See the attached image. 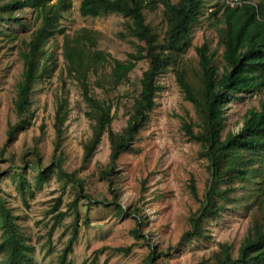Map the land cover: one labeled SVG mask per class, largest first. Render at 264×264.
<instances>
[{
  "label": "rangeland",
  "instance_id": "1",
  "mask_svg": "<svg viewBox=\"0 0 264 264\" xmlns=\"http://www.w3.org/2000/svg\"><path fill=\"white\" fill-rule=\"evenodd\" d=\"M4 1L7 0L0 3ZM214 2L205 0L185 58L193 60L196 57L193 45L203 40L211 47L217 46L215 26L207 18ZM79 3L80 0H68L66 8L58 10L57 29L63 30H54L49 42L54 68L38 85L33 84L29 121L16 128L10 138L8 129L18 119L13 98L22 72L19 50L33 30L32 15L29 8H25L22 20L25 26L15 20H0V196L5 206L17 215L14 222L30 246L22 264H51L72 233L70 202L77 187L59 176L54 165L46 179L36 180L37 170L55 163L51 158L56 138L55 102L58 96L64 95H67L70 110L60 138V149L65 155L61 166L66 172L74 170L77 177H87L84 191L90 193L92 199L91 204L86 198L78 200L77 233L64 264H146L150 248L156 254L153 259L161 264H208L206 258L219 242L231 243L235 251L249 223L247 212L241 207L228 204L219 216L205 221L204 235L183 236L191 228L190 216L196 214L201 204L209 172L207 159L200 154V142L189 138L183 127V121H189L194 130L201 128L195 107L185 99L171 68L159 75L160 87L154 94L147 118L129 147L116 159L109 176L115 193L109 190L108 177L100 171L109 160L107 133L102 135L89 159L82 163V141L89 137L91 123L85 115L88 107L81 88L66 72L62 42L75 36L81 27L93 28L98 30L96 48L125 59L128 51L136 49L138 40L129 34L121 13L83 16L78 10ZM156 12L146 13V17L159 26L162 18ZM147 65L145 59L139 60L128 78L113 87L105 81L102 69L88 74L89 92L111 102L113 130L125 126L133 98L139 94L141 73ZM187 71L197 95L200 84L188 66ZM254 104L255 99L248 98L235 103L228 101L227 121L232 129L238 128L245 109ZM32 161L33 164H29ZM20 174L26 178L22 188L18 183ZM114 201L124 212L115 207ZM58 211L65 214L55 222ZM136 226L146 239L132 234ZM2 240L0 225V264H5L7 254Z\"/></svg>",
  "mask_w": 264,
  "mask_h": 264
},
{
  "label": "trees",
  "instance_id": "2",
  "mask_svg": "<svg viewBox=\"0 0 264 264\" xmlns=\"http://www.w3.org/2000/svg\"><path fill=\"white\" fill-rule=\"evenodd\" d=\"M67 1L7 0L0 3L1 21L15 20L25 26L23 13L29 8L33 27L29 40H24V47L19 50L22 72L13 98L18 119L10 125L8 138L16 128L29 121L33 84L38 85L54 68L50 35L57 29L58 10L66 8ZM232 1L233 4L227 0H215L207 18L215 26L217 46L211 47L207 40L193 45L196 57L192 60L184 55L192 46L193 28L199 22L205 0H80L78 10L83 16L121 13L129 34L138 40L136 49L128 51L125 59L116 58L96 48L98 30L81 27L75 36L63 40L61 54L67 74L79 84L88 107L85 115L90 120L91 133L82 141V163L89 159L102 135L107 133L109 160L100 171L108 177V188L113 193L109 176L116 159L129 147L139 126L147 118L154 94L160 87L159 75L168 68L172 69L185 99L195 107L201 128L194 130L189 121H183V127L189 138L200 142V154L207 159L209 172L201 204L196 214L190 216L191 228L183 236L204 235V223L208 218L219 216L228 204L241 207L247 212L249 223L238 247L234 251L231 243L219 242L206 261L208 264H264V0ZM155 11L162 18L159 26L146 17V13ZM57 30L62 32L63 29ZM142 59L148 65L141 73L139 94L133 98L125 126L115 131L111 128V102L89 92L88 74L102 69L105 81L113 87L125 81ZM106 66H109L108 70ZM187 66L200 84L197 95L189 81ZM247 98L255 99L256 104L245 109L241 124L234 130L227 121V103ZM69 110L67 95L58 96L54 113L56 138L51 157L55 163L37 170L36 174L37 181L44 180L54 165L59 176L77 187L70 202L73 210L71 236L51 264H64L71 248L80 217L78 200L86 198L88 204L92 202L90 193L84 191L87 177H77L74 170L66 172L61 166L65 155L60 149V138ZM32 151L36 153L35 148ZM25 180L22 174L18 176L20 188ZM191 189L196 195L193 185ZM114 205L124 212L119 203L114 201ZM64 214V211H58L55 222ZM16 216L0 196L2 243L7 254L5 264H22L30 250L19 225L14 222ZM131 232L136 238L146 239L137 226ZM153 257L156 254L150 248L146 264H161Z\"/></svg>",
  "mask_w": 264,
  "mask_h": 264
},
{
  "label": "built area",
  "instance_id": "3",
  "mask_svg": "<svg viewBox=\"0 0 264 264\" xmlns=\"http://www.w3.org/2000/svg\"><path fill=\"white\" fill-rule=\"evenodd\" d=\"M228 2H229L230 4H233V3H234V1H232V0H230V1L228 0Z\"/></svg>",
  "mask_w": 264,
  "mask_h": 264
}]
</instances>
